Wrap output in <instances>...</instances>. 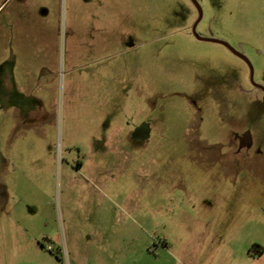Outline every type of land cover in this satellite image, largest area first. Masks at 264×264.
<instances>
[{
    "label": "rangeland",
    "instance_id": "rangeland-1",
    "mask_svg": "<svg viewBox=\"0 0 264 264\" xmlns=\"http://www.w3.org/2000/svg\"><path fill=\"white\" fill-rule=\"evenodd\" d=\"M197 1L199 35L264 86V0ZM197 19L190 0H0V264L264 244V96Z\"/></svg>",
    "mask_w": 264,
    "mask_h": 264
},
{
    "label": "crops",
    "instance_id": "crops-1",
    "mask_svg": "<svg viewBox=\"0 0 264 264\" xmlns=\"http://www.w3.org/2000/svg\"><path fill=\"white\" fill-rule=\"evenodd\" d=\"M97 19H101L98 17ZM98 24L101 22L98 21ZM40 66V60H39ZM25 93V92H23ZM37 112H35V107L32 106L30 111V116L36 118L40 116V108H43L44 100L43 97L39 95L36 100ZM17 110V109H16ZM39 119V118H38ZM57 261H61L60 258L52 255ZM198 264H264V244L256 243L254 247L245 251L237 250H210L206 253Z\"/></svg>",
    "mask_w": 264,
    "mask_h": 264
},
{
    "label": "water",
    "instance_id": "water-1",
    "mask_svg": "<svg viewBox=\"0 0 264 264\" xmlns=\"http://www.w3.org/2000/svg\"><path fill=\"white\" fill-rule=\"evenodd\" d=\"M192 2L196 5V7L198 8V11H199V18L197 20V22L195 23L194 27H193V33H194V36L200 40V41H205V42H211V43H216V44H221V45H224L226 46L227 48H229L235 55H237L238 57H240L241 59H243L250 67L251 69V79L252 81H254V69H253V66L250 62V60L244 56L243 54H241L240 52H238L237 50H235L231 45H229L227 42H224V41H221V40H217V39H211V38H203L201 36H199V34L197 33V25L199 24V22L202 20L203 18V11L201 9V7L199 6V4L197 3L196 0H192Z\"/></svg>",
    "mask_w": 264,
    "mask_h": 264
},
{
    "label": "flooded vegetation",
    "instance_id": "flooded-vegetation-1",
    "mask_svg": "<svg viewBox=\"0 0 264 264\" xmlns=\"http://www.w3.org/2000/svg\"><path fill=\"white\" fill-rule=\"evenodd\" d=\"M191 1V3L194 5V7L196 8V10H197V12H198V18H199V11H198V8L196 7V5L192 2V0H190ZM197 1V0H196ZM197 3H198V1H197ZM199 4V3H198ZM199 6H200V4H199ZM201 7V6H200ZM202 9V8H201ZM203 11V10H202ZM198 20V19H197ZM197 22V21H196ZM195 22V23H196ZM201 22V21H200ZM199 22V23H200ZM195 25V24H194ZM199 25V24H198ZM198 25H197V28H198ZM194 27V26H193ZM193 27H192V34H193V36H194V33H193ZM197 30V29H196ZM197 33H198V31H197ZM199 34V33H198ZM200 36V35H199ZM195 37V36H194ZM196 38V37H195ZM197 39V38H196ZM198 40V39H197ZM198 41H200V40H198ZM203 42H205V41H203ZM219 45H221V44H219ZM221 46H223V47H225L226 49H228L234 56H236L237 58H239L240 60H242L246 65H247V67H248V69H249V73H250V82H251V84L253 85V87H252V89L254 90V91H256V92H258V93H260V94H262L263 96H264V86H262V85H259L258 83H256V81H255V79H254V81H252V79H251V69H250V67H249V65L243 60V59H241L240 57H238L237 55H235L229 48H227L226 46H224V45H221ZM235 50H237L238 52H240L241 54H243L239 49H236V48H234ZM244 56H246L245 54H243ZM251 62V61H250ZM251 64H252V62H251ZM252 66H253V64H252ZM253 69H254V66H253ZM254 76H255V69H254ZM253 76V77H254ZM249 137V134H246V138H248Z\"/></svg>",
    "mask_w": 264,
    "mask_h": 264
}]
</instances>
